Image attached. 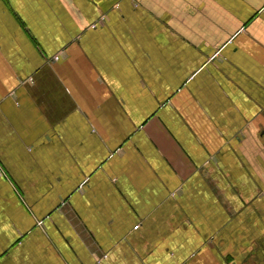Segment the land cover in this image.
Instances as JSON below:
<instances>
[{
    "label": "crops",
    "instance_id": "1",
    "mask_svg": "<svg viewBox=\"0 0 264 264\" xmlns=\"http://www.w3.org/2000/svg\"><path fill=\"white\" fill-rule=\"evenodd\" d=\"M0 264H264V0H0Z\"/></svg>",
    "mask_w": 264,
    "mask_h": 264
},
{
    "label": "built area",
    "instance_id": "2",
    "mask_svg": "<svg viewBox=\"0 0 264 264\" xmlns=\"http://www.w3.org/2000/svg\"><path fill=\"white\" fill-rule=\"evenodd\" d=\"M102 19H103V17L101 18V20H102ZM54 59H55V60L58 59V56H55Z\"/></svg>",
    "mask_w": 264,
    "mask_h": 264
}]
</instances>
